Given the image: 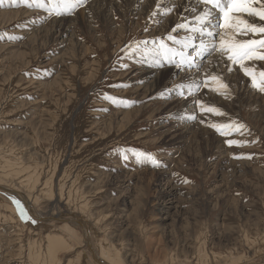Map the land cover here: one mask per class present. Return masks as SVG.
<instances>
[{"label":"rangeland","instance_id":"374dc122","mask_svg":"<svg viewBox=\"0 0 264 264\" xmlns=\"http://www.w3.org/2000/svg\"><path fill=\"white\" fill-rule=\"evenodd\" d=\"M95 1L87 0L74 15L62 17H49L44 10L13 5L11 0L0 7V14L13 13L0 16V264H99L88 245L96 258L101 254L115 264H264V105L237 101L236 109L212 92L205 97L207 104L227 114H207L209 119L247 125L250 133L228 138L256 141L249 146L230 148L225 137L205 125L203 130L199 121L182 122L181 113L199 115V110L193 102L188 106L178 97L170 102L168 95L161 97L169 87L167 78L152 95L140 89L151 81L146 76L149 69L168 70L167 76L172 70L128 55L126 46L133 40L150 44L163 38L157 37L155 21L136 11L129 0L111 5L101 0L106 16L91 9ZM125 63L126 69L121 67ZM255 63L264 69L263 62ZM237 71L227 73L231 92L244 80V96L264 99L243 75L230 78ZM104 94L135 103L115 105L103 99ZM200 131L216 139L218 147L206 153L204 146L190 143ZM173 133L182 138L173 139ZM123 147L153 153L161 165L123 161L115 151ZM13 189L28 195L35 223L20 218L12 198L22 200ZM62 220H78L82 228ZM51 236H60L58 248L62 247L52 260L45 251Z\"/></svg>","mask_w":264,"mask_h":264},{"label":"snow or ice","instance_id":"6c2138e0","mask_svg":"<svg viewBox=\"0 0 264 264\" xmlns=\"http://www.w3.org/2000/svg\"><path fill=\"white\" fill-rule=\"evenodd\" d=\"M11 3L13 5L23 3L30 8L44 10L49 17H62L74 15L87 3V0H11ZM3 4L4 0H0V7ZM169 4L171 0H157V10L153 15L171 14L176 5L169 6ZM184 10L192 13V16L181 17V22L177 23L172 31L183 30L185 35L179 39L171 34L167 36V40L175 47H170L163 38L159 41L154 39L151 41V46L147 40H133L126 46L129 58L142 57L145 61L151 59L153 62L168 63L175 66L178 73H189L183 82L168 87L160 93L161 97L174 94L182 99L193 98L192 102L194 107L199 109V115L195 111L183 112L178 117L180 120L185 123L199 121L217 135L225 137L223 142L230 148L256 143L255 140L228 138L234 134L244 136L250 133V130L246 124L238 120L217 122L209 119L206 114L219 117H225L227 114L219 107L203 102L197 96L202 88H207L224 99H230L231 85L227 83L225 73H233L237 70L248 79L250 89L264 95V69L257 68L255 63L264 62V0H189ZM250 18H255L260 23L253 22ZM241 36L249 38L240 39ZM15 38L9 37V39ZM213 55L218 57L217 60L208 62L215 63L218 70L209 72L204 68L203 61ZM121 67L126 69L128 65L121 64ZM113 87H123V85ZM103 99L115 105L131 106L135 103L107 94L103 95ZM115 151L120 154L123 161L135 159L136 163L142 166L161 165V161L153 153L144 150L123 147ZM247 158L250 159L251 156ZM12 202L22 220L31 219L19 200L12 198ZM32 222L36 221L32 219Z\"/></svg>","mask_w":264,"mask_h":264},{"label":"bare ground","instance_id":"6f19581e","mask_svg":"<svg viewBox=\"0 0 264 264\" xmlns=\"http://www.w3.org/2000/svg\"><path fill=\"white\" fill-rule=\"evenodd\" d=\"M103 1H105V0H103ZM93 2V1H92ZM110 2V5H111V2H113V4H115V0L114 1H109ZM126 2V1H125ZM129 2H130V5L132 6H134V8L136 9V11H140V12H142V13H145L146 15H150L151 16V18L155 21V24L157 25V27H158V31H157V37H159V36H161L163 33H166L167 32V34H168V28H170L171 29V32H173L172 31V29L175 27V25L177 24V23H180L181 22V17H191L192 16V13H189V12H185V10H184V8H185V5L186 4H188L189 3V0H171V4H175L176 5V7H175V9H174V11L171 13V14H169V15H153V13L157 10V0H129ZM96 3V4H95ZM95 5L93 6V8H91V9H93V11H94V13H99V14H104L105 15V13H106V5L105 6H102V2H101V0H96L95 1ZM103 3H105V2H103ZM107 3V2H106ZM105 3V4H106ZM171 4H169V6H171ZM92 5V4H91ZM108 5V4H107ZM119 5H121V4H119ZM110 7V6H109ZM198 7H200V6H198ZM88 8V7H87ZM114 8V7H113ZM123 8V7H122ZM89 9V8H88ZM90 9V10H91ZM121 9V8H120ZM126 9H127V7H126ZM130 9H132V8H130ZM129 9V10H130ZM127 11V10H126ZM84 12V11H83ZM122 12V11H121ZM18 13V12H17ZM130 14V13H129ZM7 15H13V13L11 12V13H3V14H0V16H3V17H9V16H7ZM78 15V14H77ZM133 15V14H132ZM85 16V15H84ZM106 16V15H105ZM104 16V17H105ZM88 17V16H87ZM97 17V16H96ZM132 17V16H131ZM142 17V16H141ZM149 17V16H148ZM76 18V17H75ZM74 18V19H75ZM143 18V17H142ZM78 19V18H77ZM255 19V18H254ZM8 20V19H7ZM104 20V19H103ZM126 20V19H125ZM151 20V19H150ZM13 21V20H12ZM22 21V20H21ZM255 22H257L256 21V19H255ZM11 23V22H10ZM57 24V23H56ZM60 24H61V22H60ZM63 24H64V22H63ZM130 24V23H129ZM3 25V24H2ZM71 25V24H70ZM6 26V25H5ZM64 26V25H63ZM62 26V27H63ZM84 26V25H83ZM123 26V25H122ZM55 25H53V28H54V31H55ZM125 27V26H124ZM156 27V28H157ZM127 30H128V27H127ZM178 31V32H177ZM176 32L179 34L178 35V37H183L184 35H185V32L183 31V30H177ZM115 32V31H114ZM175 32V33H176ZM50 33H51V31H50ZM116 33V32H115ZM120 33V32H119ZM39 34V33H38ZM54 34V33H53ZM60 35V34H59ZM67 35V34H66ZM149 35V34H148ZM177 35V34H176ZM28 37V36H27ZM54 37V36H53ZM59 37H61V36H58L57 38H59ZM35 38V40H36V37H34ZM47 38V37H46ZM240 39H241V37H239ZM51 39H52V37H51ZM31 42V41H30ZM107 42V41H106ZM25 43V42H24ZM46 43V42H45ZM18 45V44H17ZM76 45H77V43H76ZM79 45V44H78ZM24 46V45H23ZM42 46H44V45H42ZM7 47V46H6ZM79 49V48H78ZM19 52H21V51H19ZM18 53V52H17ZM75 53V52H74ZM7 54V53H6ZM69 54V53H68ZM10 56V55H9ZM21 56V55H20ZM22 56H23V54H22ZM22 56H21V58H22ZM214 56V55H213ZM19 57V56H18ZM77 57V56H76ZM24 59V58H23ZM16 60H17V58H16ZM210 60H212V59H210ZM4 61V60H3ZM29 62V61H28ZM257 64V63H256ZM261 65V64H260ZM260 65H256L257 66V68H259V69H262L261 67L262 66H260ZM262 65H263V68H264V62L262 63ZM19 66V65H18ZM153 67V66H152ZM223 67V65H221V68ZM3 68V67H2ZM206 69L209 71V72H215V71H217L218 69H217V67H216V65H215V63H212V64H208V66L206 67ZM213 69V70H212ZM6 70V69H5ZM4 71V70H3ZM16 71V70H15ZM135 71V70H134ZM137 71V70H136ZM167 71L168 70H163V71H158V69H157V71H155L154 69L153 70H151V69H149L148 70V73L146 74V76H148L149 77V79L151 80L149 83H147V85L145 86V87H143V88H140L141 90H144L145 91V94H147V96L150 94V95H152V94H154L155 92H156V90L158 89H160L161 87H162V85L164 84V82H165V80H166V78H167V80H169V87H171V86H173V85H175V84H179V83H181V82H183L184 81V79H185V77H186V75H189V73H184V72H179L178 73V70H173L174 71V74L172 75L171 74V76L169 75V76H167ZM36 72V71H35ZM238 72V71H237ZM171 73V72H170ZM14 74V73H13ZM233 74V73H232ZM234 74H235V72H234ZM239 74V73H238ZM231 75V77L230 78H232V79H235V80H238V79H240V78H242L243 76V74L241 73V76L239 77V75ZM89 75V74H88ZM142 75H144V74H142ZM202 75V74H201ZM10 76V75H9ZM225 76H226V81H227V83H228V81H229V78H227V73H225ZM4 77V76H3ZM144 77V76H143ZM177 77H178V79L179 80H177L176 82H174L175 81V79H177ZM31 78V77H30ZM201 78H202V76H201ZM245 78V77H244ZM5 80V79H4ZM26 80V79H25ZM147 80V79H146ZM234 81V80H233ZM244 81V80H243ZM243 81H241V82H237L236 83V88H237V90H236V92H232V96H231V98L230 99H224V100H226L227 102H233L234 103V108H236V109H239V107L238 106H236V104H235V102H237V101H239V102H246V104H250L251 102H254V103H260V106L262 105H264V99H257V98H254V99H251V98H247L246 96H244L243 95V92L245 91V89H246V86L242 83ZM167 82V81H166ZM165 82V83H166ZM235 82V81H234ZM240 83H242V84H240ZM2 84V83H1ZM232 84H233V82H232ZM9 86V85H8ZM36 86V85H35ZM161 86V87H160ZM165 86H166V84H165ZM29 87V86H28ZM4 88V87H3ZM25 89V88H24ZM53 89V88H52ZM140 89H138V90H140ZM232 89V88H231ZM2 90V89H1ZM235 90V89H234ZM204 91H205V94H206V96H205V94H204ZM248 91V90H247ZM158 93H160V92H158ZM209 93L211 94V92L209 91V89H207V88H202L201 90H200V92L198 93V96H197V98H202L203 97V99H202V101L203 102H205V103H207L208 101L207 100H205V97H207L208 96V98H209V96H211V95H209ZM6 94V93H5ZM17 94V93H16ZM215 93H212V95H214ZM169 96V97H168ZM167 97V101L168 102H170L171 101V99L173 98V97H176L174 94H171V96L170 95H168ZM173 96V97H172ZM263 96V95H262ZM146 97V96H145ZM219 97H221V98H223L222 96H220L219 95ZM207 98V99H208ZM179 99H182V98H179ZM215 99V98H214ZM192 100H193V98L192 97H188L187 99H183V101H184V103L185 104H187L188 106L190 105V103L192 102ZM218 100V99H217ZM222 100V99H221ZM262 100V101H261ZM207 101V102H206ZM211 101V100H210ZM251 101V102H250ZM68 102V101H67ZM225 102V101H224ZM11 103V102H10ZM166 103V102H165ZM177 103V102H176ZM215 103V102H214ZM226 103V102H225ZM232 103V104H233ZM5 104V103H4ZM68 104V103H67ZM164 104V103H163ZM168 104V103H167ZM229 104H231V103H228V105ZM231 104V105H232ZM239 104V103H238ZM180 105V104H179ZM194 105V104H193ZM177 106V105H176ZM216 106V105H215ZM230 106V105H229ZM247 106V105H246ZM26 107V106H25ZM24 107V108H25ZM168 107V106H167ZM174 107V106H173ZM191 107H193V106H191ZM219 107V106H218ZM44 108V107H43ZM48 108V107H47ZM169 108V107H168ZM141 109V108H140ZM139 109V110H140ZM167 109V108H166ZM170 109H172V107L170 108ZM176 109H177V107H176ZM182 109V108H181ZM194 109H195V107H194ZM179 110V109H178ZM191 110V109H190ZM199 110V109H198ZM198 110H197V112H198ZM168 111V110H167ZM172 111V110H171ZM174 111V110H173ZM183 111V110H182ZM181 111V112H182ZM185 111V110H184ZM178 112V111H177ZM191 112V111H190ZM233 112V111H232ZM43 113V112H42ZM129 113V112H128ZM6 114V113H5ZM117 114V113H116ZM121 114V113H120ZM165 114V113H164ZM167 114V113H166ZM4 115V114H3ZM26 115V114H25ZM42 115V114H41ZM43 115H45V114H43ZM207 115V114H206ZM210 115V114H209ZM263 115V114H262ZM174 116H175V114H174ZM211 116V115H210ZM254 116V115H253ZM261 116V115H260ZM21 117V116H20ZM214 117V116H213ZM216 117V116H215ZM253 118V117H252ZM259 119H260V117H258ZM178 119V118H177ZM262 120H264V118H261ZM55 121V120H54ZM22 122H25V121H22ZM183 122V121H182ZM198 122V121H197ZM16 123V122H15ZM122 123V122H121ZM166 123V122H165ZM171 123H173V122H171ZM177 122H175V124H176ZM33 124V123H32ZM31 124V125H32ZM182 124V123H181ZM193 124V123H192ZM195 124H196V122H195ZM3 125V124H2ZM184 125H185V123H184ZM6 126V125H5ZM42 126V125H41ZM162 126V125H161ZM176 126V125H175ZM201 126V125H200ZM202 126H203V124H202ZM45 127V126H44ZM48 127V126H47ZM190 127V126H189ZM18 128V127H17ZM92 128V127H91ZM206 128H208V127H206ZM175 129H176V127H175ZM191 129V128H190ZM189 129V130H190ZM10 130V129H9ZM203 130H204V126H203ZM203 130H201L202 132H203ZM212 130V129H211ZM180 131V130H179ZM185 131H187V130H185ZM196 131H199V130H196ZM195 131V132H196ZM201 131L200 132H197V133H195L194 134V137H193V139L191 140V138L189 139L188 137V139L190 140V143H195V144H197L198 146H204L205 148H207L206 150H205V152L206 153H209V151H208V148L210 147H215V145H216V142H217V140L216 139H214V138H212L211 137V135L210 136H207L209 133L208 132H206V131H204V133H201ZM209 131V130H208ZM35 132V131H34ZM40 132V131H39ZM208 133L207 135H206V133ZM212 132V131H211ZM23 133V132H22ZM176 133H177V131H176ZM176 133H173L172 134V137H173V139H177V137L178 136H180V134H176ZM185 134H187V132L185 133ZM184 134V135H185ZM5 137L7 136V135H4ZM15 136V135H14ZM218 136V135H217ZM9 137V136H8ZM181 138H182V136H180ZM191 137V136H190ZM195 138H197V139H195ZM1 140H2V137L0 138ZM6 139H7V137H6ZM5 139V140H6ZM9 139V138H8ZM7 139V140H8ZM12 139H13V136H12ZM195 139V140H194ZM6 140V142H8ZM24 140V139H23ZM185 140H186V138H185ZM185 140H183L182 139V141H185ZM4 141V140H3ZM2 141V142H3ZM169 141H171V139L169 140ZM173 141V140H172ZM187 141V140H186ZM3 144H4V142H3ZM194 145V144H193ZM153 146V145H152ZM192 146V145H191ZM190 146V147H191ZM217 146V145H216ZM194 147V146H193ZM218 147V146H217ZM12 148V147H11ZM14 148V147H13ZM216 148V147H215ZM192 149V148H191ZM198 149V148H197ZM200 149V148H199ZM202 149V148H201ZM224 149V148H223ZM187 150V149H186ZM210 150V149H209ZM225 150V149H224ZM16 151V150H15ZM79 151V150H78ZM166 151V150H165ZM202 151H204V148L202 149ZM212 151V150H211ZM232 151V150H231ZM187 152V151H186ZM189 152V151H188ZM220 152V151H219ZM5 153V152H4ZM182 153V152H181ZM193 153V152H192ZM201 153V152H200ZM199 153V154H200ZM227 152H225V154H226ZM110 154V153H109ZM203 154H204V152H203ZM225 154H223V155H225ZM2 155H4V154H2ZM193 155V154H192ZM222 155V156H223ZM197 156V155H196ZM4 157V156H3ZM15 157V156H14ZM40 157V156H39ZM160 157V156H159ZM194 157H195V155H194ZM34 158V157H33ZM161 158V157H160ZM200 158V157H199ZM207 158V157H206ZM3 159V158H2ZM41 159V158H40ZM197 159V158H196ZM196 159H194V160H196ZM201 159V158H200ZM70 160V159H69ZM107 160V159H106ZM182 160V159H181ZM206 160V159H205ZM166 161V160H165ZM1 162V161H0ZM193 162V161H192ZM9 162H7V164H8ZM24 163V162H23ZM43 163V162H42ZM2 164V163H1ZM0 164V165H1ZM7 164H6V166H7ZM14 164V163H13ZM17 164V163H16ZM209 164V163H208ZM3 165V164H2ZM5 165V164H4ZM9 165V164H8ZM28 165V164H27ZM24 166V165H23ZM205 166H206V164H205ZM28 167H29V165H28ZM3 168H4V166H3ZM18 168V167H17ZM41 168V167H40ZM244 168V167H243ZM194 169H196V168H194ZM206 169V168H205ZM79 170V169H78ZM200 170V169H199ZM198 170V171H199ZM246 170V169H245ZM5 171V170H4ZM9 171V170H8ZM6 172V171H5ZM4 172V173H5ZM29 172H31V169H30V171ZM153 172V171H152ZM7 173V172H6ZM17 173V172H16ZM33 173H34V171H33ZM46 173H47V171H46ZM2 174V173H1ZM31 174V173H30ZM64 174V173H63ZM151 174V173H150ZM26 175V174H25ZM28 175V174H27ZM33 175V174H32ZM70 175V174H69ZM96 175V174H95ZM152 175V174H151ZM167 175V174H166ZM6 176V175H5ZM12 176H13V174H12ZM24 176V175H23ZM30 176V175H29ZM61 176V175H60ZM76 176V175H75ZM30 177H32V176H30ZM35 176H33L32 178H34ZM68 177V176H67ZM138 177V176H137ZM65 178V177H64ZM149 178V177H148ZM66 179V178H65ZM115 179V178H114ZM150 179V178H149ZM7 180V179H6ZM29 180V178L26 180V181H28ZM31 180V179H30ZM35 180V179H34ZM37 180V179H36ZM50 180V179H49ZM107 180V179H106ZM32 181V180H31ZM31 181H29V182H31ZM55 181V180H54ZM124 181V180H123ZM146 181H148V180H146ZM151 181V180H150ZM259 181V180H258ZM16 182V181H15ZM33 182V181H32ZM39 182V181H38ZM72 182V181H71ZM82 182V181H81ZM152 182V181H151ZM50 183V182H49ZM123 183V182H122ZM156 183V182H155ZM257 183V182H256ZM1 184V183H0ZM52 184V183H51ZM76 184V183H75ZM91 184H93V183H91ZM100 184V183H99ZM27 185V184H26ZM33 185V184H32ZM35 185V184H34ZM95 185V184H94ZM174 185V184H173ZM249 185V184H248ZM28 186V185H27ZM77 186V185H76ZM80 186V185H79ZM130 186V185H129ZM165 186V185H164ZM259 186V185H258ZM0 187H1V185H0ZM21 187V186H20ZM34 187V186H33ZM49 187H50V184H49ZM100 187V186H99ZM103 187V186H102ZM168 187V186H167ZM178 187V186H177ZM3 188V187H2ZM97 188V187H96ZM164 188V187H163ZM3 189H5L6 191H8V192H12V190H9V189H6V188H3ZM26 189V188H25ZM31 189V188H30ZM86 189H88V188H86ZM174 189V188H173ZM33 190V189H32ZM41 190V189H40ZM51 190H52V188H51ZM132 190H134V189H132ZM136 190V189H135ZM13 191H15V193H20V191H18V189L17 190H14L13 189ZM16 191H18V192H16ZM25 191V190H24ZM87 191H89V190H87ZM229 191V190H228ZM51 192V191H50ZM68 192H69V190H68ZM83 192V191H82ZM136 192V191H135ZM164 192V191H163ZM22 193V192H21ZM20 193V195H19V198L22 200V203H23V205L25 206V208H26V210L28 211V213H29V216L32 218V217H36V214H35V212L31 209V207H30V202H31V200L28 198V197H26V196H28V195H26V196H24L23 194H21ZM71 193V192H70ZM28 194V193H27ZM47 194V193H46ZM49 194V193H48ZM50 194H53V192L52 193H50ZM60 194V193H59ZM136 194V193H135ZM139 194V193H138ZM176 194V193H175ZM174 194V195H175ZM11 195V194H10ZM12 195H13V193H12ZM55 195V194H54ZM67 195V194H66ZM221 195V194H220ZM14 196V195H13ZM31 196V194H29V197ZM49 195H47V197H48ZM78 196V195H77ZM141 196V195H140ZM18 197V196H17ZM71 197V196H70ZM69 197V198H70ZM121 197V196H120ZM31 198V197H30ZM35 198V197H34ZM218 198V197H217ZM32 199V198H31ZM37 199V198H36ZM50 199V198H49ZM54 199V198H53ZM52 199V200H53ZM160 199V198H159ZM181 199V198H180ZM35 200V199H34ZM34 200H32V201H34ZM38 200H39V198H38ZM55 200V199H54ZM59 200V199H58ZM36 201V200H35ZM74 201V200H73ZM72 201V202H73ZM81 201V200H80ZM134 201V200H133ZM38 202V201H37ZM54 202V201H53ZM64 202V201H63ZM164 202V201H163ZM3 203V202H2ZM34 203V202H33ZM135 203V202H134ZM133 203V204H134ZM173 203V202H172ZM8 204V203H7ZM90 204V203H89ZM136 204V203H135ZM138 204V203H137ZM1 206H3V205H0V207ZM12 206V205H11ZM72 206V205H71ZM173 206V205H172ZM5 207H8V205H6L5 204ZM61 207H62V205H61ZM134 207V206H133ZM2 208V207H1ZM36 208V207H35ZM63 208V207H62ZM5 209H7V208H5ZM9 210V209H8ZM7 210V211H8ZM14 210V209H13ZM168 210V209H167ZM43 211V210H42ZM55 211V210H54ZM37 212V211H36ZM65 213V212H64ZM67 213V212H66ZM72 213V212H71ZM134 213V212H133ZM8 214H10V213H8ZM40 214V213H39ZM57 214V213H56ZM68 214V213H67ZM87 214H89V213H87ZM99 215V214H98ZM41 216V215H40ZM13 217V216H12ZM54 217V216H53ZM96 217V216H95ZM104 217V216H103ZM19 218V217H18ZM46 218V217H45ZM17 219V218H16ZM33 219V218H32ZM48 219V218H47ZM49 219H50V217H49ZM36 220V219H35ZM17 221V220H16ZM40 222H41V220H39ZM47 222H48V220H46ZM63 221V220H62ZM67 221H74V220H64L63 222L64 223H68ZM78 221V220H77ZM18 222V221H17ZM79 222V221H78ZM51 223V222H50ZM54 223V222H53ZM55 224V223H54ZM71 224H74V223H71ZM9 225V224H8ZM76 225H78V224H76ZM5 226V225H4ZM19 226V225H18ZM22 226V225H21ZM79 226L82 228V225L79 223ZM67 227V226H66ZM261 227V226H260ZM10 228V227H9ZM16 228V227H15ZM25 228V227H24ZM35 228V227H34ZM55 228V227H54ZM54 228H52V229H54ZM58 228V227H57ZM60 228V227H59ZM87 227H85V229H86ZM17 229V228H16ZM61 229H63V228H61ZM66 230H68V229H66ZM61 231V230H60ZM59 231V232H60ZM106 232V231H105ZM10 233V232H9ZM54 233V232H53ZM58 233V232H57ZM95 233V232H94ZM255 233V232H254ZM262 233V232H261ZM7 234V233H6ZM69 234V233H68ZM16 235V234H15ZM56 235H58V234H56ZM121 235V234H120ZM252 235V234H251ZM257 235V234H256ZM18 236H20V235H18ZM17 236V237H18ZM33 236V235H32ZM87 236H88V234H87ZM35 237V236H34ZM33 237V238H34ZM45 237V236H44ZM58 237H59V239L61 238L60 236H57V238H55V237H50V238H47V246H46V248H45V251L47 252V254H50V256H51V260L55 257V258H57L56 256H54L55 255V251H56V249L58 248V247H60L59 246V240H57L58 239ZM70 237V236H69ZM85 237H86V235H85ZM89 237V236H88ZM246 237H248V236H246ZM260 237V236H259ZM258 237V238H259ZM21 238V237H20ZM63 238V237H62ZM66 239V238H65ZM114 239V238H113ZM227 239V238H226ZM45 240V239H44ZM118 240V239H117ZM247 240V239H246ZM65 241V243L68 241H66V240H64ZM73 241V240H72ZM76 241V240H75ZM74 241V242H75ZM262 241V240H261ZM29 242V241H28ZM247 242V241H246ZM33 243V242H32ZM31 243V244H32ZM65 243H63V244H65ZM86 243L88 244V242H87V240H86ZM34 244V243H33ZM76 244V243H75ZM17 245V244H16ZM66 245V244H65ZM68 245V244H67ZM254 245V244H253ZM34 246V245H33ZM33 246H32V248H33ZM39 246V245H38ZM42 246V245H41ZM45 246V245H44ZM68 246H70L71 247V245H68ZM67 246V247H68ZM78 246V245H77ZM43 247V246H42ZM66 247V246H65ZM67 247H66V249H67ZM88 247H89V249H90V252L91 253H93V251L91 250V247L88 245ZM41 248V247H40ZM44 248V247H43ZM43 248H41V252H42V250H43ZM62 248V247H61ZM61 248H58V250H60ZM69 248V247H68ZM77 248H79V247H77ZM82 248V247H81ZM64 249V248H63ZM9 250V249H8ZM76 251V250H75ZM45 252V253H46ZM59 252V251H58ZM157 252V254L159 253L158 251H156ZM9 253V252H8ZM85 253V252H84ZM124 253V252H123ZM137 253V252H136ZM39 254V253H38ZM163 254V253H162ZM10 255V254H9ZM105 255V254H104ZM117 255V254H116ZM123 255V254H122ZM130 255V254H129ZM128 255V256H129ZM134 255V254H133ZM155 255V254H154ZM34 256V255H33ZM40 256V255H39ZM44 256V255H43ZM46 256V255H45ZM100 256H101V254H100ZM100 256H98L97 258L99 259V260H102L103 262H104V264H115L116 262H114L112 259H111V263L110 262H107V261H104ZM115 256V255H114ZM225 256H227V255H225ZM42 257V256H41ZM93 257H95V256H93ZM104 257V256H103ZM108 257V256H107ZM133 257V256H132ZM140 257H142V256H140ZM162 257V256H161ZM24 258V257H23ZM48 258H50V257H48ZM78 259H80V257H77ZM96 258V257H95ZM174 258V257H173ZM192 258V257H191ZM229 258V257H228ZM36 259H38V258H36ZM44 259V258H43ZM89 259V258H88ZM185 259V258H184ZM197 259V258H196ZM205 259V258H204ZM213 259V258H212ZM46 260V259H45ZM94 260V259H93ZM134 260V259H133ZM36 261V260H35ZM39 261V260H38ZM57 261V259L55 260V262ZM166 261V260H165ZM239 261V260H238ZM101 262V261H100ZM173 262V261H172ZM195 262H197V261H195ZM202 262V261H201ZM252 262V261H251ZM1 263V262H0ZM50 263V262H49ZM69 263H71V262H69ZM156 263V262H155ZM258 263V262H257ZM4 264V263H3ZM51 264V263H50ZM55 264V263H54ZM67 264H68V262H67ZM72 264V263H71ZM120 264V263H119ZM140 264H143V263H140Z\"/></svg>","mask_w":264,"mask_h":264},{"label":"water","instance_id":"95a60500","mask_svg":"<svg viewBox=\"0 0 264 264\" xmlns=\"http://www.w3.org/2000/svg\"><path fill=\"white\" fill-rule=\"evenodd\" d=\"M68 223H74V224H78L79 225V223L80 222H78V221H67ZM93 256H95V254L94 253H92V257ZM96 257V256H95ZM95 257H93V259H94V261L96 262V263H99V264H102V263H100L98 260H97V258H95Z\"/></svg>","mask_w":264,"mask_h":264},{"label":"crops","instance_id":"0c3cea01","mask_svg":"<svg viewBox=\"0 0 264 264\" xmlns=\"http://www.w3.org/2000/svg\"><path fill=\"white\" fill-rule=\"evenodd\" d=\"M237 74H238V73H237ZM237 74H236V75H237ZM238 75H239V77L241 76L240 74H238ZM152 114H153V112H152ZM147 120H149V117H148V119H147Z\"/></svg>","mask_w":264,"mask_h":264}]
</instances>
